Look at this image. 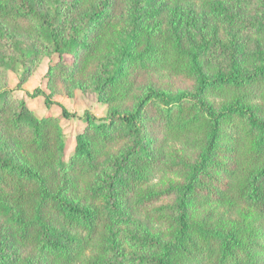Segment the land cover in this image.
<instances>
[{"label":"trees","instance_id":"16d2710c","mask_svg":"<svg viewBox=\"0 0 264 264\" xmlns=\"http://www.w3.org/2000/svg\"><path fill=\"white\" fill-rule=\"evenodd\" d=\"M46 1L44 14L30 0H0V22L45 28L49 51L73 57L51 66V78L96 68L90 86L107 112L84 111L66 155L59 117H37L0 89L12 152L0 156V217L16 247L35 253L25 263L125 264L119 227L142 212L145 225L123 233L141 253L132 264H264V47L251 52L248 72L234 62L222 71L178 19L164 30L145 25L144 11L166 0ZM174 1L223 10L225 0ZM232 1L264 17V0ZM235 20L263 31L264 18ZM28 59L15 32L0 30L2 72L23 61L25 77ZM150 72L189 87L140 89ZM19 261L0 247V264Z\"/></svg>","mask_w":264,"mask_h":264},{"label":"rangeland","instance_id":"374dc122","mask_svg":"<svg viewBox=\"0 0 264 264\" xmlns=\"http://www.w3.org/2000/svg\"><path fill=\"white\" fill-rule=\"evenodd\" d=\"M30 1L38 11L47 14L46 0ZM222 5L224 6L223 10L214 7L210 10H203L196 3L177 4L174 0H166L161 6L149 7L144 11V13H148L145 25L148 27L158 26L164 30L169 26L171 17L174 20L178 19L181 33L191 37L198 46L208 45L209 52L206 59L210 66L219 65L222 71H227L234 62L242 72H248L255 65L251 59V52L264 47V28L263 31H258L257 27L250 28L247 23L235 20V16L247 22L255 21L256 23L262 21L264 17L261 18L260 15L247 10L244 5L232 0H225ZM230 12H233V15ZM0 30L15 32L20 47L29 54L30 64L27 75L23 77L25 68L22 64L23 61H10L2 72L0 60V89L7 88L11 90L14 98L23 99L37 117L58 116L64 136L65 154H69L75 145V136L85 127L81 117L84 111H89L96 117L104 116L107 112V106L98 101L90 86L92 77L98 76L99 72L93 66L90 68L87 65L82 68L81 73L74 69L70 78H62L58 72L54 73L51 78L48 74L51 66H62L63 60L60 58L64 59V62L71 63L73 57L68 53L59 56L57 53L49 51L44 43V38L47 35L45 28H30L22 22L20 24L0 22ZM243 53H246V56ZM136 84L140 89L150 84L170 92L189 87L188 82L162 72H150L142 78L139 77ZM31 94L33 95L31 96ZM45 99L49 101L48 104ZM127 103L126 99L124 104ZM60 106L75 116L60 117ZM6 136L7 132L2 119H0V156L3 159L12 157L11 149L5 145ZM141 213L132 212L130 222L119 227L122 234L121 243L127 256L125 264H132L131 255L141 254L140 251L132 248L123 237L125 231L132 230L135 226L145 225V218ZM148 225L157 228L153 223ZM0 247L3 251L15 250L16 253L18 252L20 260L18 264H26V260H37L32 249L23 246L16 247L12 232L3 217H0Z\"/></svg>","mask_w":264,"mask_h":264}]
</instances>
